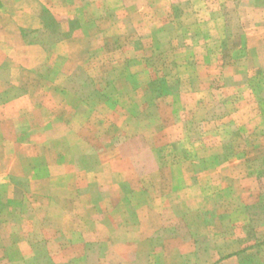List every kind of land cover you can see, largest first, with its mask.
<instances>
[{
    "label": "rangeland",
    "instance_id": "374dc122",
    "mask_svg": "<svg viewBox=\"0 0 264 264\" xmlns=\"http://www.w3.org/2000/svg\"><path fill=\"white\" fill-rule=\"evenodd\" d=\"M61 8L3 63L0 264H264V0Z\"/></svg>",
    "mask_w": 264,
    "mask_h": 264
},
{
    "label": "crops",
    "instance_id": "0c3cea01",
    "mask_svg": "<svg viewBox=\"0 0 264 264\" xmlns=\"http://www.w3.org/2000/svg\"><path fill=\"white\" fill-rule=\"evenodd\" d=\"M62 2L64 0H0V85L7 83V79H3L2 70L8 57L29 52L41 55L42 45L36 40L28 39L29 33L35 34L41 29V15L45 7L60 11ZM23 60L26 62L24 58ZM27 60L32 62L34 58L28 56ZM30 65L32 63L24 66L31 67Z\"/></svg>",
    "mask_w": 264,
    "mask_h": 264
}]
</instances>
